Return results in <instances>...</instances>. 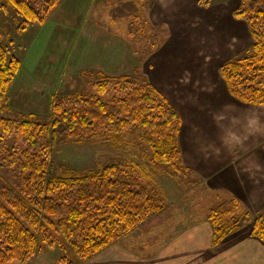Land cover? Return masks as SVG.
<instances>
[{
  "label": "trees",
  "instance_id": "1",
  "mask_svg": "<svg viewBox=\"0 0 264 264\" xmlns=\"http://www.w3.org/2000/svg\"><path fill=\"white\" fill-rule=\"evenodd\" d=\"M3 1L27 30L44 25L62 0ZM234 17L247 22L253 44L249 55L222 64L219 75L234 99L264 107V0H242ZM20 68L0 43V264L31 262L49 229L86 263L166 210L159 178L168 170L171 177L190 173L180 145L182 117L150 82L104 73L97 75L95 93L54 101L50 123L34 113L5 117ZM60 141L133 149L145 161L115 159L85 172L57 168L53 152ZM208 220L214 247L247 221L264 243V210L253 217L235 197L220 202ZM61 264L73 263L63 258Z\"/></svg>",
  "mask_w": 264,
  "mask_h": 264
},
{
  "label": "rangeland",
  "instance_id": "2",
  "mask_svg": "<svg viewBox=\"0 0 264 264\" xmlns=\"http://www.w3.org/2000/svg\"><path fill=\"white\" fill-rule=\"evenodd\" d=\"M199 1L208 8L236 5L239 2ZM158 2L159 0H62L44 25L33 24L27 30H20L23 19L14 10L5 8V2L0 0V43L9 50L10 56H16L21 62L20 71L9 92L11 112L4 116L20 119L34 113L39 122L50 123L54 101L71 94L83 93L89 96L95 93L93 85L101 72L96 67L97 45L101 49L105 44H112L120 54L125 49L126 53L135 57L132 60L135 62L134 66L123 62L119 64L122 68L110 75L112 77L125 74L136 81L148 82L159 78L165 86H170L171 82L179 85L190 79V73L185 70L191 71L190 68L194 66L173 57V51L169 47L171 39L174 41L176 38V31L181 29L174 27L173 34L168 23L154 25L151 21V8ZM177 9L186 14L188 5L184 3ZM167 16L174 21L181 19L180 13L169 12ZM156 54L163 58L164 62L159 69L166 71V76L156 75V69L151 71V76H147L145 70L143 73L141 65L146 64L148 57L153 63ZM205 77L206 71L201 72L197 80L203 83L208 80ZM220 95L218 92L214 99ZM201 111V108L197 109L196 123L217 127V131H221V121L204 116ZM218 140L225 142L222 136ZM53 155L55 167L84 172L103 168L115 159L135 160L138 163L145 161L137 150L115 149L103 143L76 144L60 141L56 144ZM169 173V170L163 173L158 180V187L165 195L166 210L114 244L144 262H154L160 254L169 252L176 241L179 243L182 240L184 232L209 221L208 215L212 209L220 202L232 199L223 197L219 200L191 173L177 177H171ZM250 222L247 221L243 228ZM252 237L259 240L253 235ZM242 242L246 241L238 238L231 240L229 244ZM101 254L102 252L98 255ZM63 258L73 264L90 263L82 262L70 242L49 229L46 239L40 243L39 254L28 264H61ZM10 264L22 263L13 261Z\"/></svg>",
  "mask_w": 264,
  "mask_h": 264
},
{
  "label": "crops",
  "instance_id": "3",
  "mask_svg": "<svg viewBox=\"0 0 264 264\" xmlns=\"http://www.w3.org/2000/svg\"><path fill=\"white\" fill-rule=\"evenodd\" d=\"M241 1L236 5L208 8L199 0H159L150 11L152 23H168L173 34L174 27L181 29L176 31V38L171 39L169 47L173 57L194 67L191 71L185 70L190 73V79L179 85L171 82L170 86H165L159 78L149 82L182 117L180 145L184 164L191 175L199 178L219 200L237 198L255 217L264 210V107L234 99L219 75L222 64L243 57L253 44L247 22L234 17ZM184 3L188 5L186 14L177 9ZM169 12L180 13L178 21L182 20L181 23L169 19ZM131 56L125 49L120 54L112 44H105L101 49L97 45L96 67L99 73L110 76L122 68L119 64L123 62L134 66L135 57ZM147 60L141 65L143 73L145 70L147 76H151V71L156 69V75L166 76V71L159 69L164 62L161 56L156 54L153 63L150 57ZM205 71L208 80L201 83L197 76ZM218 92L221 95L214 99ZM198 108L204 116L220 120L221 131L210 125H198L195 121ZM221 136L224 143L218 140ZM252 228L250 222L214 249L213 230L207 221L184 232L182 240L176 241L169 252L160 254L154 262L139 260L114 245L89 264H264V244L252 237ZM238 238L246 242L229 244Z\"/></svg>",
  "mask_w": 264,
  "mask_h": 264
}]
</instances>
